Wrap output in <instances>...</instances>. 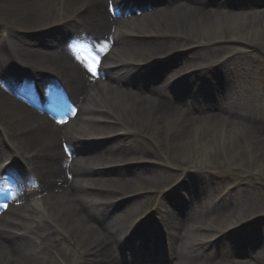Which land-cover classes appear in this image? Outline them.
I'll return each mask as SVG.
<instances>
[{
  "label": "bare ground",
  "instance_id": "obj_1",
  "mask_svg": "<svg viewBox=\"0 0 264 264\" xmlns=\"http://www.w3.org/2000/svg\"><path fill=\"white\" fill-rule=\"evenodd\" d=\"M0 23V264H264V198L234 175L138 214L174 166L264 171V0H0Z\"/></svg>",
  "mask_w": 264,
  "mask_h": 264
},
{
  "label": "rangeland",
  "instance_id": "obj_2",
  "mask_svg": "<svg viewBox=\"0 0 264 264\" xmlns=\"http://www.w3.org/2000/svg\"><path fill=\"white\" fill-rule=\"evenodd\" d=\"M162 6L163 5H161V3L155 4L151 8L150 12H156ZM147 12H148V10L142 9L141 13L145 14ZM127 16L130 17V16H132V14H128ZM1 29H2V24L0 23V31H1ZM26 33L27 34H35V33H38V31L34 30V31L26 32ZM223 43L227 44V42H223ZM227 45H233L234 46V44L232 42L227 44ZM249 51H252L253 53L258 55V58H259L258 64L261 65V66H259V68L262 69V72L259 75L264 74V57L262 55L263 53H261V51H259L257 49H254V48L249 49ZM177 53H171L169 56H167L168 58L166 57L165 59L174 58L175 56H177ZM253 64H254V67H257V64H255V63H253ZM248 66L252 68V64L251 63ZM252 72L255 73V74H258V71H256L255 69H252ZM173 79H175V77H171V81ZM263 81H264V75H263V77L261 76V79L258 81V85L261 84V83L264 84ZM233 137L235 139L238 138L237 135L235 134V132H233ZM139 138H140L139 136L130 137V139H129L130 144L137 143ZM106 139H110V137H108V138H103V137L92 138V139H89L88 143L91 144L92 148H95V147L99 146L101 143H103V141H107ZM71 141L73 143H77L76 138H71ZM136 163H145V162H143V161L129 162V163L125 164V166L126 165L127 166H134ZM118 167H123V165H119ZM173 168H174L173 169L174 173L177 174V176L174 179V181H172L169 184L164 185L163 187H161V189L153 190L151 193H149L150 191H148V195L146 196L147 204H146V206L144 208H142V210H139V213H138L140 215H142V214L144 215L143 216L144 218L142 219V221L146 220L147 218H145V217H147V216L149 217L150 214L153 213V211H155V208L157 209V205H156L157 204V200L160 199V197L162 196V194L164 192L171 191V189L174 186H176L179 182H181V180L186 181L185 183L187 184V181L191 180V177H193L195 174H200V173L201 174H206V175H209V176H212V177L216 178L219 181V185H222L224 181L230 182L229 181V176L234 175V176L237 177L238 181H243V182L247 183L248 185L252 186V188H253L252 191L256 193L255 197H257L256 199L258 201L261 202L262 199L264 198V174H263L264 171L262 173H252V172H250V166L249 165L245 169L242 168V167L232 166V164L224 156H221V161H219L218 164L215 167H213V168L210 167V168L196 169L194 171L191 170V172H187V173L183 172L184 166H179L178 168H176L174 166ZM201 181L202 180L196 181V186H199V182H201ZM169 195L172 196V197H175L171 193H169ZM184 195H186V192H185ZM91 199L93 201H95V203H98L100 201V198H96V197H93V196H91ZM125 199L121 198L120 200L126 201ZM176 199H177V197H175V200ZM150 201L153 204L156 205V207L154 205V207L152 208L153 210L150 207L151 206L149 204ZM256 204H259V203L256 201ZM121 206L119 207V210H122V209L125 208V205L122 206V207ZM168 209H169V203L168 204L165 203L163 210L165 211V210H168ZM261 210H262L261 214L255 215V213H253V215L248 217L249 221H247V225H246L247 227H249L248 224L252 223L251 226L254 227V229L257 228L260 231L262 230V228H260V227L264 226V209H261ZM153 214L155 215L154 218L151 217L150 221L147 222V223H150L151 225H154L156 223V225H157V220H159V218H160V213L157 210ZM131 220L132 219H130V221ZM158 235H160V234L158 233ZM255 236L252 235L250 238H248L247 241L244 240L245 241L244 245H247V248L251 249L252 252L256 251L259 254L261 253V255L264 257V251H263L264 246H260L259 244H257V238ZM236 238H238V237L236 236ZM228 246H229V241L227 239H222V240L218 241L217 243L213 244V249H218L219 248L218 250L221 252V253L217 254V256H218L217 260H222V259L225 258L224 257V251H225L226 247H228ZM204 247L207 248L208 251H212V249H211L212 247H211L210 243H206L204 245ZM237 247H239V248H235V250H240L241 251V250L245 249L243 245L241 246V244L237 245ZM70 250H71V253L73 254V256H75V254H77L74 250H72V249H70ZM220 254H222V255H220ZM70 260H73V258H70ZM162 263L163 262L160 261V260H152L148 264H162Z\"/></svg>",
  "mask_w": 264,
  "mask_h": 264
}]
</instances>
